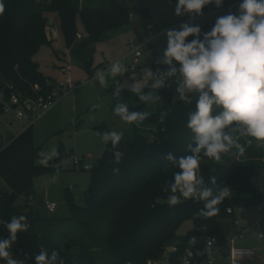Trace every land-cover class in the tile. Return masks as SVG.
Returning <instances> with one entry per match:
<instances>
[{
	"label": "trees",
	"instance_id": "1",
	"mask_svg": "<svg viewBox=\"0 0 264 264\" xmlns=\"http://www.w3.org/2000/svg\"><path fill=\"white\" fill-rule=\"evenodd\" d=\"M242 0H223L222 7L234 6ZM3 11L0 12V90L12 83L28 96L37 97L33 90L35 84L42 87V93L53 88V82L40 70L33 59L37 50L45 44H51L46 35L47 19L45 13L59 12L65 37L70 46L78 35L76 15L80 13L82 23L89 33V39L103 37L109 30L130 22L131 9L123 8L117 0H104L100 7L86 5L85 0H0ZM207 6L202 9L205 14ZM139 17H147L146 9L137 11ZM215 22L199 25L201 39L209 32ZM194 39L189 36L187 41ZM151 63L152 71L167 70L166 65ZM179 66V65H177ZM92 76V72H91ZM50 83V84H48ZM151 88L145 89V94ZM159 97L164 106L152 115L156 123V136L151 140L135 129L132 143L121 139L116 149L111 142L101 154L97 164L91 170L90 186L87 192L86 206L77 205L68 194L72 219L78 222L74 230L60 241L51 239L40 242L41 238L53 230L60 219L41 218L28 204H15L16 198L34 193L33 180L40 174L57 172L52 164H39L38 153L45 152L34 144V126H30L12 137L10 142L0 147V178H3L11 193H0V220L11 221L12 216L24 215L29 223L28 232L17 233V239L11 252L26 258L35 264V255L41 248L48 251H60L65 264H180L187 249L200 251L202 259L210 256L206 250L207 238L217 237V245L223 247L228 239L220 225V219H236V213L247 208L264 204V192L252 181L257 170L264 168V155H247L252 143L248 137H241L240 143L246 148L243 156L235 152V161L231 164L201 163L199 173L205 183L215 189L211 179L216 177L217 185L227 186L231 191L217 205L215 216L204 218L196 213L203 207L202 201H193L191 207L180 205L169 207L162 189L173 179V173L179 171L164 157L173 153L176 157L189 155L187 145L192 143L193 133L187 127L188 113L195 110L198 93L191 96V102L175 98L174 89L166 83L159 88ZM221 109L214 106L213 115ZM129 111H143V106H135ZM165 112L164 122L160 115ZM106 132L110 129L104 126ZM227 131V129H226ZM121 151L123 157L119 164L114 163L113 152ZM57 163L74 151L65 146L58 148ZM203 155L201 154V158ZM119 168L114 174L113 169ZM166 169V170H165ZM191 220L194 235L183 243L177 242V234L184 222ZM8 230L0 225V239L9 237ZM172 245L177 252L166 255V249Z\"/></svg>",
	"mask_w": 264,
	"mask_h": 264
},
{
	"label": "rangeland",
	"instance_id": "2",
	"mask_svg": "<svg viewBox=\"0 0 264 264\" xmlns=\"http://www.w3.org/2000/svg\"><path fill=\"white\" fill-rule=\"evenodd\" d=\"M89 1H92L91 7L94 8L102 6L104 2V0H85L86 5ZM117 1L123 8L132 10L133 17H130L129 23L109 30L103 37L94 41H88L89 33L82 23L80 13H77L78 35L70 46L65 37L59 12L45 13L47 19L46 35L51 44L42 45L34 54L33 59L38 63L39 70L49 77V82H53V84L63 81L66 73L62 71V68L70 67L68 73L77 87L72 93L60 99L50 113L34 124L35 146L42 147L45 152H50L53 148L56 149L57 155L48 164H52L58 171L36 176L32 185L34 193L31 196L21 194L15 200V204L18 205L28 204L41 218L60 219L46 236V239H40V242H44V246L46 245L45 242L51 239L55 241L64 239L69 230L76 228L78 224L76 219L70 220L72 211L65 189L69 190L68 195L73 198L77 205L86 206L91 170L83 169V165L95 166L106 149L107 144L102 141V135L106 132L104 126L111 131L121 133L122 139L127 144L132 143L135 129H138L139 133L148 136L151 140L155 139L156 123L151 117L159 110L161 99L157 98L159 97L158 89L151 88L148 91L151 98L147 101H140L137 95L128 90L127 85L135 80L143 81L142 69L152 70L151 63L162 56L167 46L166 31L179 29L183 23L205 25L216 22L218 17L227 15L229 12L238 14L240 4L238 2L234 6L217 8L213 3L207 6L205 14L185 13L177 16L175 7L178 0ZM140 9H146L148 16L139 17L137 11ZM149 25L154 26V30H148ZM137 48L141 49L142 56L136 70L132 71L130 64L134 59L133 52ZM117 62L126 69L122 76H117L115 79L108 76L104 85L94 79L96 72L107 70ZM91 72H94L93 76H91ZM117 82L124 86L119 97L113 95ZM166 83L174 89L175 98H179L175 78L166 81ZM119 102L126 103L129 109L135 106H143V111L149 113L148 118L139 123L122 121L113 112L115 105ZM7 121L8 118H1L0 147L6 146L12 137L26 129V122L14 121L13 125L16 126V129L11 130L4 124ZM247 139L253 140L247 155H252V157L264 155V146H261L260 142L251 137ZM62 145L68 149H73L74 153L63 159L61 163H57L58 148ZM234 151L233 149L229 153L222 154L220 161L203 156L200 162L231 164L235 161ZM76 157L83 159L81 165H75L74 159ZM252 181L264 192V168L257 170ZM1 192L11 193V189L3 178H0ZM46 199L57 203L55 212H50L46 208ZM260 208L261 210L251 207L247 210L248 213L255 216L264 215V204H261ZM237 220V217L236 219L227 217L220 219V223L226 231H233L235 227L238 228ZM192 230V221L184 222L178 231L177 242L183 243ZM263 231L264 221L253 226L248 233H242L241 236H248L257 248L260 243L264 242V238L259 237ZM218 257V253L214 255V264H217ZM239 263L245 264L242 261ZM161 264H168V261L163 260ZM227 264H231V261H228Z\"/></svg>",
	"mask_w": 264,
	"mask_h": 264
},
{
	"label": "clouds",
	"instance_id": "3",
	"mask_svg": "<svg viewBox=\"0 0 264 264\" xmlns=\"http://www.w3.org/2000/svg\"><path fill=\"white\" fill-rule=\"evenodd\" d=\"M213 3L219 8L223 0H178L175 14L202 15L204 6ZM2 11L3 5L0 4ZM165 35L167 46L157 63L168 66L167 70L157 69L154 73L144 68L143 81L135 80L127 87L140 101H147L151 94H145V88H163L166 81L175 78L179 99L191 102L192 94L198 93L195 110L187 116V127L193 133V142L187 145L190 154L176 157L169 152L164 157L179 171L173 173L172 181L166 183L162 190L170 193L166 196L169 207L187 200L204 202L196 215L208 218L217 214V205L231 190L217 185L216 177L211 179L215 189L205 183L199 173L201 154L220 161L222 154L235 149L238 155L243 156L246 148L239 142L241 137H251L264 146V0H242L238 14L229 12L218 17L212 29L203 33L202 39L200 26L189 23L181 24L179 29L167 30ZM189 36L194 39L187 41ZM125 71L117 62L107 70L96 72L94 79L104 85L106 77L115 79ZM123 87L117 82L113 95L119 97ZM214 106L221 109L216 115H213ZM113 112L127 123H139L149 116L146 111L130 112L124 102L117 103ZM164 115H161V120ZM121 139L122 134L116 131L102 135V141L105 144L111 142L113 149ZM252 142L247 141L248 144ZM56 155L55 148L50 152L42 151L38 153L39 163L47 166ZM112 155L114 163L119 164L123 153L114 151ZM118 172L119 168L113 169L114 174ZM0 225L10 234L8 238L0 239V260L6 264H25V261L13 258L11 248L17 233L28 232L27 217L12 216L10 222L0 220ZM206 244L210 253L215 240L209 238ZM35 264H65V259L61 250H53L49 255L46 249L41 248L35 255Z\"/></svg>",
	"mask_w": 264,
	"mask_h": 264
},
{
	"label": "built area",
	"instance_id": "4",
	"mask_svg": "<svg viewBox=\"0 0 264 264\" xmlns=\"http://www.w3.org/2000/svg\"><path fill=\"white\" fill-rule=\"evenodd\" d=\"M133 17V14L130 15ZM148 30H154V26L149 25ZM134 59L130 64V70L135 71L137 65L140 62V57L142 56L141 49L137 48L133 52ZM66 76L63 81L54 84L51 90L42 92V87L39 84H35L33 90L37 97L28 96L23 94L16 85L12 83H7L1 90H0V123L1 118L6 117L8 121L4 124L10 128L11 130H15L16 126L13 125L14 121L18 122H26V128L30 126H34V124L40 121L44 116H46L57 104V102L62 99L64 96L72 93L76 89V84L72 80L70 74V67L66 68ZM68 73V74H67ZM165 114V112H162ZM160 115V118H161ZM164 119L160 121L164 122ZM83 162L82 158L76 157L74 159L75 165H81ZM93 166L91 165H83V169L90 170ZM46 208L50 212H55L57 209V203L50 201L48 199L45 200ZM259 205L258 207H260ZM264 216V215H263ZM264 218V217H263ZM236 223H239L237 220ZM260 238H264V231L259 234ZM214 239L215 244L212 245L211 254L205 259H202V253L198 251H193L191 249H187L184 255L181 258L180 264H213L214 263V255L218 252L222 251L223 247H219L217 245V237H208L207 239ZM229 243L232 244L229 254L231 264H240L241 260L251 259L256 255V252L252 248L246 247H239L234 245V239L230 240ZM178 247L176 245H172L166 249V255L168 256L170 253L177 252ZM14 259H19L25 261V264H30V262L23 257L17 256L15 253L12 252ZM0 264H6V261L0 260Z\"/></svg>",
	"mask_w": 264,
	"mask_h": 264
},
{
	"label": "crops",
	"instance_id": "5",
	"mask_svg": "<svg viewBox=\"0 0 264 264\" xmlns=\"http://www.w3.org/2000/svg\"><path fill=\"white\" fill-rule=\"evenodd\" d=\"M66 68L63 67L62 71L65 73ZM94 75V72L92 73V76ZM50 113V112H49ZM258 208V210H261L260 207H256ZM251 215V217H250ZM237 219L239 221V224L233 231H226L223 226V231L228 239L226 245L224 246L223 250L218 252V262L217 264H227L228 261L230 260V254H229V250L232 246L231 243H229L230 240L234 239V245L235 246H239V247H246V248H252L255 250L256 255L254 257H252L251 259H246V260H241L242 262H244L245 264H264V242L260 243L259 247L256 248V245H254V243L251 241V239L246 236V237H242L241 235H243L242 233H248V231L251 230V228L255 225H258L260 223H262L263 220V215H253L252 213H248L247 209H243L239 212L236 213ZM252 216H254L252 218ZM249 217V218H248ZM241 219V220H240ZM215 263V262H214ZM213 263V264H214Z\"/></svg>",
	"mask_w": 264,
	"mask_h": 264
},
{
	"label": "water",
	"instance_id": "6",
	"mask_svg": "<svg viewBox=\"0 0 264 264\" xmlns=\"http://www.w3.org/2000/svg\"><path fill=\"white\" fill-rule=\"evenodd\" d=\"M197 95H198V94H197ZM163 106H164V100L161 99V101H160V107L162 108ZM0 114H1V112H0ZM65 191H66V189H65ZM179 204H180V205H183V206H186V207H191L192 204H193V202H192L191 200H187V201H184V202L179 203ZM193 235H194V232H193V231H190V232L188 233V238L193 237Z\"/></svg>",
	"mask_w": 264,
	"mask_h": 264
}]
</instances>
